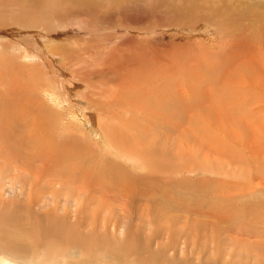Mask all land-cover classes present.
Wrapping results in <instances>:
<instances>
[{
	"label": "rangeland",
	"instance_id": "obj_1",
	"mask_svg": "<svg viewBox=\"0 0 264 264\" xmlns=\"http://www.w3.org/2000/svg\"><path fill=\"white\" fill-rule=\"evenodd\" d=\"M254 3L261 15L256 37L247 19L240 20L236 29L228 24L216 26L212 18L197 23L189 17L183 24L177 0H159L157 5L140 0L96 11L77 9L61 18L53 11L44 16L45 25L35 22L31 28L17 20L19 7L9 13L0 0V20L9 15L14 18V22L7 18L5 23L0 21V72L15 68L7 73L8 78L23 79L22 87L27 86L23 77L30 76L27 84L34 90L30 87L21 93L31 102L37 100L39 105L34 108L46 112L48 119L46 130H39L37 135L41 132V137L49 134L60 139L59 117H66L62 129L65 140L89 143L95 152L93 144L98 141L111 157L119 150L100 140L106 128L114 125L126 136L146 132L148 139L159 137L160 150L171 142V154L177 162L176 172L150 175L153 186L87 183L84 177L69 178L62 176L64 170L47 167L43 161L49 151L41 153V161L38 142L31 145L27 138L22 143L24 148H15L14 142L8 145L0 124V206L18 215L27 232L36 220L44 222L52 217L57 224L59 220L65 221H60L62 225L76 224L79 235H87L105 250L114 242L135 236L145 246V250L139 247L137 254L149 249L150 254L158 255L159 264H264V6H260L264 2ZM242 78L251 86L247 87ZM210 89L214 94V89L229 92L224 95L231 96V102L221 106ZM8 90L0 83V91ZM54 91H60L66 101H55L48 95ZM171 93L177 104L168 109L164 101L172 97ZM195 93L201 102L193 106ZM12 95L0 92V100L15 104L10 107L18 110L28 106L20 105L19 96ZM89 98L106 99L107 105L100 106L97 114V109L91 110L85 102ZM238 99L242 106L235 105ZM141 100L153 103L142 107ZM210 102L219 107L205 121L202 116L210 109ZM69 112L81 117L73 120L66 116ZM195 120L201 131L192 136ZM124 122L139 125L130 129L122 126ZM39 149L45 150L43 146ZM155 179L162 183L157 185L159 189ZM18 240L22 249L25 245L30 248L28 238L19 236ZM40 247L16 251L20 255L13 258L8 256L14 251L7 256L0 253V259L10 264H51L45 248ZM71 252V261L84 264L78 249ZM130 255L132 260L136 257ZM106 262L119 263L113 257Z\"/></svg>",
	"mask_w": 264,
	"mask_h": 264
},
{
	"label": "bare ground",
	"instance_id": "obj_2",
	"mask_svg": "<svg viewBox=\"0 0 264 264\" xmlns=\"http://www.w3.org/2000/svg\"><path fill=\"white\" fill-rule=\"evenodd\" d=\"M1 1L7 7V10L9 13H14L15 8L19 7L21 14L19 16V19H17V20L21 24L30 27V25L36 24L35 22H38V23L42 22V24L45 25L44 21L47 18H45L44 16L46 15V13H50L53 11L55 12L54 15L57 18H61L62 16L68 14L69 12H72L74 10L77 11V9L89 8V11H90V8H91V11H92L95 8V11H96L97 8H99V7L104 8V6H107V7L112 6V7H118L119 8L122 6L124 7V5L127 3L139 2L140 0H1ZM177 1H178V12H180V16H179L180 22H183L184 20L189 19V17H190V20H192L191 22H197L198 23V21L199 22L203 21L202 23H205V22H207L206 21L207 18L208 19L212 18L216 21V23H215L216 26L218 25V26L223 27L224 25L228 24L231 26L234 25V27L236 29V28H238L237 23L241 22L240 20L247 19L250 21V27L253 29L252 33L255 34V35H252V34L251 35L253 37L257 36L256 30H258V29L256 27H258V24H260L259 21L261 18L260 13L257 12L259 7L257 8L256 4L254 3L257 0H177ZM149 2L153 5H157V3H159V0H149ZM263 2H264V0H263ZM1 6L3 7V5H1ZM260 6H264V3L261 4ZM169 8H171V7H169ZM169 8L167 7L166 9L169 10ZM3 9H4V7H3ZM172 10H173V8H172ZM200 11H203V13ZM174 12H173V14H174ZM11 15H13V14H11ZM3 17L5 19L2 18L0 21H2L4 23L6 22L5 21L6 18L8 20L14 22L13 21L14 18L10 15L6 16V17L3 16ZM7 24H9V23L7 22ZM183 24H184V22H183ZM185 24H186V22H185ZM18 25L19 24H17V26ZM21 27H22V25H21ZM38 27H39V25H38ZM44 29H46V28H44ZM48 33H49V31H48ZM227 37H226V39H227ZM19 47H21V43L19 44ZM20 53H22V52H20ZM24 53H25V51H24ZM13 58H15V57H13ZM57 61H59V60L57 59ZM6 65H7V63H6ZM36 65H39V64H36ZM58 66H57V68H58ZM208 69H209V67H208ZM11 70H16V69L15 68H13V69L2 68V71L0 72V83L3 84L4 86L8 87L9 90L15 89V91H9L8 90V92H6V91H4V92L0 91V92L3 94H9V95H10V93H12L14 96H19L18 103L20 105L21 104H26V105L28 104V106L27 107L25 106L26 107L25 109L22 108V109L18 110L17 108L10 107V106H13L15 104L9 105V103L7 101H5L4 99L0 100L1 101L0 102V124L3 127L4 132H6L5 138L8 141V145L12 146L11 143L14 142L15 148H17V147H18V149L24 148L22 143L25 142L27 138H29L31 141V143H29V144L32 145V141L39 143L38 146L36 145V149L39 152V157L41 158V161L43 158V155L41 153H46V151H49L48 154H46L44 156L45 161H43L44 164L47 165V167L51 168V166L53 165L52 167L56 166V168H54V169L60 168V169L64 170V172H66V174H62V176L63 175L70 176L69 178L72 177V178H75L77 180H79L80 177H84V181L87 183L92 182V183H96L98 185L102 184L104 186L123 184L124 186H126L128 188V187H132V186L138 185V184H149L150 183V185H151V183H152L151 180L154 179V177L150 176V175H155L156 173L158 174L159 172H162V171L163 172H165V171L176 172L177 171V167H176L177 162L174 161V155L171 154V152L174 154V152L172 150L173 144L171 142H167V144L162 147V150H160L159 147L161 146V143L158 140L159 137L153 138V139H148V135L144 134L146 132L143 133L142 131H140V132H142V134L140 133V134L136 135V137H134V133H133V135H130V134H128L127 136L124 135V131L120 127L117 128V126H114V125L108 126L107 128L105 127L106 128V130L104 131L105 134H104V136H102L103 134L101 135L102 139L100 141L104 140L105 143L108 145V147H114L115 149L119 150V152H115L111 157H108L103 152V150H105V149L101 148L102 145L98 141L95 143L93 141H90L91 143H94L93 145H95L97 148V152H95L96 149L94 151V149L92 148L91 145H89V143H85V142L81 143L76 139H70L69 141L65 140L63 138V130L62 129L65 126L63 124H64V120L66 117H61V118L59 117V120H60L59 124H61L60 127H62L60 129V132H59V138L60 139L55 138L49 134H45V137H41V132H44L47 128V125H48L47 113L41 112L38 108H34V107H38V105H39L37 100L31 102V100L29 98H27L25 95H23L21 93L22 90L30 89V87H31L30 91L34 90L33 85L28 86V84H27L28 82H30V76H24L23 77L24 78V84H26L27 86L22 87L23 79L21 82V80H18L17 78H8L7 73ZM42 73H44V71H42ZM210 77L213 78L212 75H210ZM84 80H86V79H84ZM191 80H192V78L189 79V81H191ZM242 80H244V83L247 85V87L251 86L250 82L248 83V81L245 80L244 78H242ZM49 82H51V81H49ZM46 84H47V82H46ZM54 86L56 88L55 84H54ZM41 87L42 86L37 87V88L40 89ZM43 90L46 91L47 89H43ZM214 90L217 92L214 94V91L211 90L212 95L214 97H216L217 99H220L221 102L220 101L219 102H220L221 106H223V104L226 102H231V101H229V98H231V96L224 95V94H230L229 92H220L218 89H214ZM38 91H41V90H38ZM196 91H197V89H194V92H196ZM16 93H18V94H16ZM209 94L211 95V93H209ZM48 95H50L55 101L60 100V98L64 101H66V99L63 97V95L60 93V91H59V93L54 91V94H52L50 92ZM171 95H172V97H170V99L164 101V106L167 107L168 109L172 108L175 104H177L174 102L175 101V96H173L174 94L171 93ZM193 96H194V99L196 100V102L194 103L193 106H196L201 102L200 101L201 99L199 100V97L197 96L196 93ZM79 97H80V99L83 98L80 95H79ZM208 97H209V95H208ZM74 98H76V97H74ZM246 98H248V94L244 95V99H246ZM158 99L160 100L161 97H158ZM194 99H191V102H193ZM159 100H154V101H159ZM72 101H74V99H72ZM91 101H94V99L89 98V99L85 100V102L89 103L90 109L91 110L97 109L96 113L99 114L100 110L98 108H100V106H102V107L105 106V104H106L105 102L107 100L103 99V100H95L94 102H91ZM81 102L82 101H78V103H81ZM243 102H246V101H243ZM55 103H59V102H55ZM139 103L142 104V107L143 106L145 107L144 104L148 105L149 103H153V102H150V101L146 102V101L141 100V101H139ZM238 103L240 106H242V101L240 102V99L237 100L235 105H237ZM62 104H65V103H62ZM56 105H60V104H56ZM78 105H80V104H78ZM215 105H217V106H215ZM227 105H229V104H227ZM210 106H211L210 109L206 110L204 113L205 117L202 116V119L205 121H206V118H211V113H213L212 110L214 109L217 111L216 108L219 107L218 103H216V102H210ZM4 107H6L7 110L1 111ZM75 107L73 105L71 106V108H73V109L79 108V107H77V108H75ZM41 108H44L43 103H42ZM146 108H147V106H146ZM240 109L241 108H239L238 111ZM149 110L151 111L153 109H149ZM104 111H106V110H104ZM139 113H141V112H139ZM226 113H227V111H226ZM50 114H53V113L50 112ZM77 114H78L77 112H69V114H66V116L71 117L74 120L76 118L81 117L80 113L78 115ZM230 114H228V115H230ZM153 115L156 116L158 114L155 113ZM233 115L234 114H232V116ZM146 116H147V114H146ZM162 116H160V117H162ZM33 118L36 120V122H34ZM97 120H99V119H96V123L99 122ZM211 121H213V120H211ZM198 122L195 120V122H192V124H191L192 133H193L192 136H195V133L200 130L199 129L200 127H198V125H199ZM28 124L33 125L32 129H30V128H28L30 130L27 129V127H29ZM123 125L129 126V128H130V126H135L138 128L139 124H135V123L131 124L128 122L127 123L124 122V124H122V126ZM39 127H41V128L39 129ZM124 129H125V127H124ZM130 129H128V130H130ZM39 130H41V132L39 135H37V132ZM135 130H138V129L135 128ZM196 135H197V133H196ZM200 138H201V135H200ZM205 138H206V136H205ZM261 138L263 139V137H261ZM262 139H261V141H262ZM42 140L43 141H51V142L46 143V142H43ZM258 140H260V139H258ZM80 141H83V139H81ZM16 145H17V147H16ZM62 145H64V146H62ZM40 146H43V148L45 150L41 151L39 149ZM48 146H50V148H47ZM66 146H68L67 147L68 149L67 148L63 149V147H66ZM95 146H93V147H95ZM231 150H233V149H231ZM233 152H235V151L233 150ZM166 153H167V156L162 155V154H166ZM47 157H48V160H46ZM123 159H125V160H123ZM192 159H193V157H192ZM129 160L134 162V164L133 165L130 164ZM194 165H195V163H194ZM144 171L148 172V175L144 174ZM54 175L58 176L56 171H55ZM253 177H254V175H253ZM69 178H67V179H69ZM171 179H173V178H171ZM65 181H63V182H65ZM71 183H72V181H71ZM157 183L158 184H155L156 186L157 185L159 186L162 184V183L159 184L158 181H157ZM153 185H154V183H152V186ZM170 185H172V184H170ZM152 186H151V188H152ZM158 186H157V189H159L161 187V186L160 187H158ZM167 188H168V185H167ZM141 189L142 188H140V190ZM130 196H131V194H130ZM131 200H132V198H131ZM152 209H154V208H152ZM26 219H28V218H26ZM55 221H56V219H53L52 217H49L46 220L44 219V222L43 221L38 222L36 220L34 225L30 228V232H27L26 227L21 225V222H24V221L21 220V218L18 215H15V213H13V212L11 213L8 207L6 208L4 206H0V253L3 254L4 256H7L9 254V251H14L11 253L10 256H8V257L13 258L16 255H20L16 251H22V252L27 251L28 252L29 249H30V251H35L37 247L39 248L40 246H43L45 248V251H43V252L52 259L51 264H78L77 262L70 260L72 257H74L73 253L71 252L72 249H78L79 250L80 256H83L84 264H114V263L106 262V258L111 259L112 257L119 261L118 264H131L133 262H136L137 264H159L158 255H155L156 254L155 252H154L155 254H150L148 251L149 249L147 250V253H145V254H137V252H136L137 249L139 247H142L143 245L141 244L142 242L138 241L135 236H132V237L130 236L128 239H126V241H124L122 243L114 242V243H112V247L110 249L105 250L103 247H100L99 245L93 244V242L90 239H87L85 237L87 235H83V236L79 235V233L77 232L78 230H75L76 224L71 225L70 223H68V224L64 223L62 225V223L60 221H62V222H65V221L59 220V222L61 224L58 225L59 222L57 224ZM65 224H67V225H65ZM28 226H30V222H29ZM76 229H77V227H76ZM33 230L35 231V234H31V232ZM19 236H21V237L25 236L26 238H28L30 240V248L27 247L26 245H25L26 249H22L20 247V245L18 243V241L19 242L21 241V240H18ZM88 238H89V236H88ZM144 247L145 246H143V248ZM144 250H145V248H144ZM130 253L135 254V255H133V257L136 256L133 260H132V256L130 255ZM157 254H158V252H157ZM129 255L131 256V258H129ZM60 257H61V259H60ZM130 259H131V261H130ZM6 263L10 264V263L6 262L5 260L3 262L2 259H0V264H6Z\"/></svg>",
	"mask_w": 264,
	"mask_h": 264
}]
</instances>
